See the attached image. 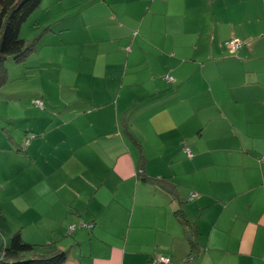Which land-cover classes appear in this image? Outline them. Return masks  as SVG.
<instances>
[{
  "label": "crops",
  "instance_id": "0c3cea01",
  "mask_svg": "<svg viewBox=\"0 0 264 264\" xmlns=\"http://www.w3.org/2000/svg\"><path fill=\"white\" fill-rule=\"evenodd\" d=\"M98 1L41 34L56 56L34 52L45 68L32 66L63 85L13 125L28 169L15 184L22 238L53 245L42 254L66 250L63 264H264V0ZM151 92L167 101L130 113V97ZM142 159L177 184L181 204L136 176Z\"/></svg>",
  "mask_w": 264,
  "mask_h": 264
},
{
  "label": "rangeland",
  "instance_id": "374dc122",
  "mask_svg": "<svg viewBox=\"0 0 264 264\" xmlns=\"http://www.w3.org/2000/svg\"><path fill=\"white\" fill-rule=\"evenodd\" d=\"M119 1L122 2V0ZM76 2L79 1L42 0L40 5L29 15L27 20L23 22L20 36L31 40L40 34V30L47 24L51 25L50 23H52V27L55 28L57 23L56 20L59 19L61 17L60 15L65 11V15L73 17L75 15L74 13L77 11H79L77 14L80 15L87 9L96 13L101 9L98 0H89L78 6H73ZM118 7L116 9H118ZM122 7H124V5ZM48 34L52 35L54 33ZM40 39L36 42V48H39L38 54L43 57L56 56V47L45 46L44 48H40V45L48 40L47 37L44 36ZM36 54L34 52L31 53L23 63L12 62V58L9 57L5 63L6 80L0 84V205L4 208L8 232L11 233L20 230L23 238L25 237L26 227L28 226V223L25 222L26 219L22 215L23 210H26V200L24 198V193L16 192L15 184H27L28 179L26 177V171H28V169L24 157L22 156V154H24L22 147L14 143V147L12 148L13 125L19 126L25 121L29 114L28 110L34 106L40 109L49 108L46 99L55 101L59 86L60 84L63 85L62 80L49 81L48 78H46L40 70L41 68H45V66L40 65ZM33 64H38L40 69L38 67H33ZM167 75V73L164 74L163 78L165 79ZM41 93L44 94V96H41ZM37 98L42 101V105L36 106L33 103L34 99ZM159 99L160 98L155 96L153 92L137 97L132 96L130 100L132 104L135 105L131 108L130 113L136 114L140 107L144 106L146 107V111L144 112L146 117L149 113L160 107L162 103L167 101V99H162L159 102ZM31 111L34 112L33 109H31ZM120 119H122L120 121L122 126L124 124L123 117ZM52 124L55 125L56 123ZM144 124L149 126L147 118L140 120L138 124L139 129L145 134L146 129L143 128ZM32 137H34V134L28 133L25 142H29ZM28 166L31 170L33 169L32 165ZM90 182L91 180L87 179L86 184ZM19 203H21L20 207L17 206ZM3 239L4 237L0 235V243Z\"/></svg>",
  "mask_w": 264,
  "mask_h": 264
},
{
  "label": "trees",
  "instance_id": "16d2710c",
  "mask_svg": "<svg viewBox=\"0 0 264 264\" xmlns=\"http://www.w3.org/2000/svg\"><path fill=\"white\" fill-rule=\"evenodd\" d=\"M41 1L42 0H0V84L6 80L5 63L7 59L11 57L12 62L23 63L31 53L37 51L36 42L41 34L45 30L51 29L50 25L44 26L40 30V34L31 40L20 36V29L23 22L27 20L29 15L40 5ZM228 40L229 39L224 41L223 44L231 51L226 45ZM238 40L240 41V45L236 50L243 44L242 39L238 38ZM167 76L170 75L168 74ZM168 81L170 82L172 80L170 79ZM130 138L141 147L140 142L135 136ZM188 149L189 148L185 147L183 151L187 157H190L187 152ZM144 164L145 160L142 159L139 164L140 169H138L136 176L150 186H155L166 191L172 198L181 204L184 200L179 196L177 184L167 176H151L147 174L143 169ZM195 196L196 192L191 190L189 192V199H193ZM173 214L177 220L181 222L183 229L190 231L191 224L180 206L173 210ZM88 226L91 227V223L88 224ZM7 228L8 224L4 209L2 205H0V235L4 237L3 241L0 243V264H63L66 260V250L58 249L54 246V250L43 254L39 253L37 252L38 247L53 245L36 244L25 241L21 236L20 230L10 233ZM187 237L191 244L188 258L191 259L196 256L195 244L189 235Z\"/></svg>",
  "mask_w": 264,
  "mask_h": 264
},
{
  "label": "built area",
  "instance_id": "2783aa9c",
  "mask_svg": "<svg viewBox=\"0 0 264 264\" xmlns=\"http://www.w3.org/2000/svg\"><path fill=\"white\" fill-rule=\"evenodd\" d=\"M226 45L231 51H233L239 47L240 41L237 38H234V39L228 40L226 42ZM166 79L170 80V79H172V77L166 76ZM35 103L39 106L42 105V102L39 99H35ZM187 152L189 155H191V152L189 151V149L187 150ZM69 227H70V229H73L74 225L72 224ZM168 262H169V258L164 257V256H158L153 260V262L151 264H168Z\"/></svg>",
  "mask_w": 264,
  "mask_h": 264
},
{
  "label": "clouds",
  "instance_id": "9594fccd",
  "mask_svg": "<svg viewBox=\"0 0 264 264\" xmlns=\"http://www.w3.org/2000/svg\"><path fill=\"white\" fill-rule=\"evenodd\" d=\"M231 39H234V38H230L229 40H231ZM237 39H238V38H237ZM37 99H38V98H37ZM39 100H40V99H39ZM41 102H42V101H41ZM33 103H34L36 106H39V105H37V104L35 103V99H34ZM190 152H191V151H190ZM191 156H192V152H191L190 157H191ZM158 256H163V255H158ZM158 256H156V257H158ZM156 257H155V258H156ZM164 257H167V256H164ZM155 258H154V259H155ZM167 258H169V257H167ZM152 262H153V261H152ZM152 262H151V263H152ZM151 263H150V264H151ZM168 264H169V262H168Z\"/></svg>",
  "mask_w": 264,
  "mask_h": 264
}]
</instances>
